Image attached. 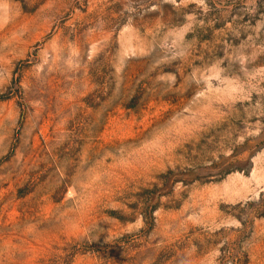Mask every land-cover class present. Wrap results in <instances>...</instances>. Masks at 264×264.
<instances>
[{
    "label": "rangeland",
    "instance_id": "obj_1",
    "mask_svg": "<svg viewBox=\"0 0 264 264\" xmlns=\"http://www.w3.org/2000/svg\"><path fill=\"white\" fill-rule=\"evenodd\" d=\"M0 264H264V0H0Z\"/></svg>",
    "mask_w": 264,
    "mask_h": 264
}]
</instances>
